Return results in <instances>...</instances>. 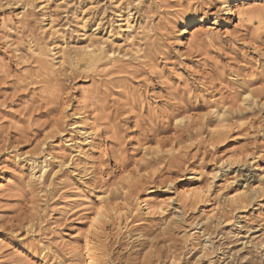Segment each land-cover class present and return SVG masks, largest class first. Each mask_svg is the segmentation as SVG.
Masks as SVG:
<instances>
[{"label": "rangeland", "instance_id": "374dc122", "mask_svg": "<svg viewBox=\"0 0 264 264\" xmlns=\"http://www.w3.org/2000/svg\"><path fill=\"white\" fill-rule=\"evenodd\" d=\"M92 256L264 264V0H0V264Z\"/></svg>", "mask_w": 264, "mask_h": 264}, {"label": "bare ground", "instance_id": "6f19581e", "mask_svg": "<svg viewBox=\"0 0 264 264\" xmlns=\"http://www.w3.org/2000/svg\"><path fill=\"white\" fill-rule=\"evenodd\" d=\"M247 6V7H250L251 6V4L250 3H247V4H241V5H235V6H233V7H230L229 5H227V13L228 14H230V15H237V10H238V8L239 7H241V6ZM256 5V4H255ZM258 5V4H257ZM258 7V6H257ZM196 31V33H197V31H199V29H197V30H195ZM89 54V53H88ZM95 55H97V54H95ZM64 56H66V55H64ZM88 57V56H87ZM66 58V57H65ZM96 58V57H95ZM62 59L63 60H65L64 59V57H62ZM100 59V58H99ZM87 60V59H86ZM87 63H88V61H86ZM90 64V63H89ZM94 65V64H93ZM245 97H247V98H251L252 99V96H251V93H247L246 94V96ZM245 99L244 101H246V102H244L245 103V105H250L249 104V102L247 101L248 99ZM253 100V99H252ZM250 101V100H249ZM256 102V104H257V100H255ZM251 102V101H250ZM243 103V104H244ZM242 104V105H243ZM251 106H252V104H251ZM249 107V106H248ZM246 109V108H245ZM223 111H225V110H223ZM217 112H218V110H217ZM216 112V113H217ZM226 112V111H225ZM225 112H223V113H220V112H218L217 113V115H218V118H217V123L215 122V124L213 125V126H210V132L212 133V134H218V133H223V132H225L226 130H228V124H227V118L224 116L225 115ZM180 117V116H179ZM190 120V118L189 117H187V116H183L182 115V117H180L179 119H177V123L176 124H184V123H186L187 121H189ZM182 124V125H183ZM91 133L90 132H88V131H84L83 132V135L84 136H87V137H85V141H87L88 140V136L90 135ZM224 135V134H223ZM83 143H86V142H83ZM175 152V150L174 149H171V150H167V154L168 155H173V153ZM167 158V157H166ZM35 163V162H34ZM37 163V162H36ZM36 165V164H35ZM61 165H62V163H61ZM32 166H34V165H32ZM38 167H39V165H38ZM38 170V169H37ZM45 168L43 167V168H40V170L38 171V172H36L35 171V167L34 168H32L31 169V171H29L30 172V174H28V175H30L29 177H30V179H32V180H34V183H36L35 181H38V182H44V180L43 179H45L44 177H45V175L47 174H45ZM128 172V171H127ZM39 174V175H38ZM129 174V173H128ZM128 178H130V175H127L126 176V179H128ZM29 182V181H28ZM31 183V182H30ZM37 184V183H36ZM41 184V183H40ZM202 192V191H201ZM201 192H200V190H194V189H191V190H189V191H187V192H185V194L184 195H186V199L187 200H189V199H196V198H200L201 197ZM248 196V194L245 192V193H243L242 195L240 194L239 196H233L232 198H231V201L232 202H237L238 201V199L239 200H241L240 198H242V200H243V198H246ZM104 199V198H103ZM103 199L101 200V202H100V204L98 205V207H97V211H95V215H94V217H93V219H92V221H90V226H89V228H88V231H87V235H86V246H88L89 247V251L91 250V248L90 247H92L93 246V243H92V238L93 237H95L96 238V233L97 232H99L100 231V229H101V227L103 226V224L105 223V220H107L108 219V216L110 215L109 213L111 212V210H110V206L109 205H107V204H105L104 202H103ZM242 200H241V202H242ZM106 201V200H105ZM164 206V205H163ZM145 207H146V209L147 210H161L162 209V205H160V204H158L157 205V207L155 208V206L153 207L154 209H152V207H150L149 206V204H145ZM113 211V210H112ZM164 211V210H163ZM91 220V219H90ZM107 222V221H106ZM171 223V222H170ZM207 233V232H206ZM209 233V232H208ZM99 238V237H98ZM94 239V238H93ZM94 242V241H93ZM92 245V246H91ZM205 248H206V246H205ZM88 249V248H87ZM94 249V248H93ZM92 249V250H93ZM228 255V254H227ZM231 255H233V254H231ZM230 255V256H231ZM94 256H92L91 257V259H90V264H96L95 262H96V260L93 258ZM232 257V256H231ZM244 258V257H243ZM242 258V259H243ZM99 262V261H98Z\"/></svg>", "mask_w": 264, "mask_h": 264}]
</instances>
